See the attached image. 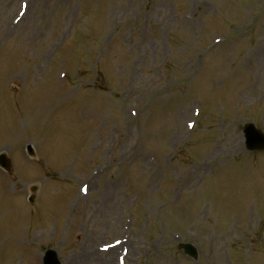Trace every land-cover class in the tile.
Listing matches in <instances>:
<instances>
[{
    "label": "rangeland",
    "instance_id": "rangeland-1",
    "mask_svg": "<svg viewBox=\"0 0 264 264\" xmlns=\"http://www.w3.org/2000/svg\"><path fill=\"white\" fill-rule=\"evenodd\" d=\"M247 123L264 0H0V264H264Z\"/></svg>",
    "mask_w": 264,
    "mask_h": 264
},
{
    "label": "water",
    "instance_id": "water-1",
    "mask_svg": "<svg viewBox=\"0 0 264 264\" xmlns=\"http://www.w3.org/2000/svg\"><path fill=\"white\" fill-rule=\"evenodd\" d=\"M245 134L247 137V144L246 148L250 151H255V150H264V136L256 131L252 125H248L245 128ZM3 158L0 159V163L3 165L5 169L9 168V164L7 161H2ZM184 251L186 255H188L191 258H196V252L195 250L189 246V245H181L179 247ZM56 259H55V254L53 253H48L46 255L45 259V264H55Z\"/></svg>",
    "mask_w": 264,
    "mask_h": 264
}]
</instances>
